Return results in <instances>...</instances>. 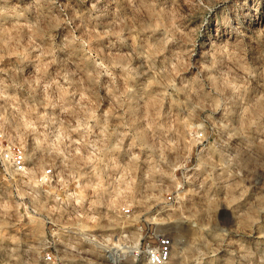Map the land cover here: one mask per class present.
<instances>
[{
    "label": "clouds",
    "instance_id": "9594fccd",
    "mask_svg": "<svg viewBox=\"0 0 264 264\" xmlns=\"http://www.w3.org/2000/svg\"><path fill=\"white\" fill-rule=\"evenodd\" d=\"M261 8L0 0V264H264Z\"/></svg>",
    "mask_w": 264,
    "mask_h": 264
},
{
    "label": "rangeland",
    "instance_id": "374dc122",
    "mask_svg": "<svg viewBox=\"0 0 264 264\" xmlns=\"http://www.w3.org/2000/svg\"><path fill=\"white\" fill-rule=\"evenodd\" d=\"M253 4H255V0H251ZM60 3H70L72 6H77V0H60ZM219 11V10H218ZM259 18L264 19V8H261V11L259 13ZM240 21H241V27L244 30L247 31H253L254 26L257 24V16L253 14L251 9H247V15L244 14V12L240 13ZM208 33L212 32V28L209 27L207 29ZM225 38L224 30H221V33L219 37H213V39H223ZM255 91V88L253 89ZM249 183L252 185V191H260L264 189V172H259L252 175V178L249 180ZM220 222L222 224H231L232 220L229 217L228 213L226 211L220 212ZM254 239V238H253ZM113 264H116V260L113 259Z\"/></svg>",
    "mask_w": 264,
    "mask_h": 264
},
{
    "label": "built area",
    "instance_id": "2783aa9c",
    "mask_svg": "<svg viewBox=\"0 0 264 264\" xmlns=\"http://www.w3.org/2000/svg\"><path fill=\"white\" fill-rule=\"evenodd\" d=\"M115 257H113V259H114ZM114 261V260H113Z\"/></svg>",
    "mask_w": 264,
    "mask_h": 264
},
{
    "label": "bare ground",
    "instance_id": "6f19581e",
    "mask_svg": "<svg viewBox=\"0 0 264 264\" xmlns=\"http://www.w3.org/2000/svg\"><path fill=\"white\" fill-rule=\"evenodd\" d=\"M115 259V258H114Z\"/></svg>",
    "mask_w": 264,
    "mask_h": 264
}]
</instances>
